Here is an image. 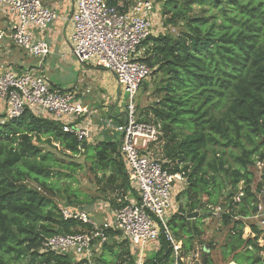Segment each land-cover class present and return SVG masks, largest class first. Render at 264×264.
I'll use <instances>...</instances> for the list:
<instances>
[{
  "label": "trees",
  "instance_id": "trees-1",
  "mask_svg": "<svg viewBox=\"0 0 264 264\" xmlns=\"http://www.w3.org/2000/svg\"><path fill=\"white\" fill-rule=\"evenodd\" d=\"M105 1L120 12L136 2ZM195 5L204 15L191 14ZM161 15L164 25L179 33L151 34L141 44L146 50L140 61L150 75H163L157 98L147 108L152 118L144 115L141 120L161 125V140L166 141L162 167L184 173L186 187L175 197L177 203L184 201L169 215L168 227L181 242L183 256H193L202 221L220 207L223 264H264V226L249 220L258 199L261 204L264 199V172L254 185L251 171L255 165L264 169V0H164ZM0 116V264H80L71 253L42 252L43 242L59 232L92 231L81 222L63 221L58 206L43 194L55 193L53 177H67L62 170L77 167L59 162L47 148L59 149L62 157L89 159L101 184L100 196L119 209L128 198L136 200L120 155V138L115 134L81 148L73 135L62 132L61 124L30 110L16 120ZM118 117L111 118L122 124ZM66 204L85 209L81 201L67 199ZM192 212L199 216L187 218ZM245 227L250 234L246 238ZM105 235V243L93 241L101 255L92 263L133 264L120 233L107 230ZM213 248H204L198 264H215ZM145 264H173L163 236L156 251L147 253Z\"/></svg>",
  "mask_w": 264,
  "mask_h": 264
},
{
  "label": "built area",
  "instance_id": "built-area-1",
  "mask_svg": "<svg viewBox=\"0 0 264 264\" xmlns=\"http://www.w3.org/2000/svg\"><path fill=\"white\" fill-rule=\"evenodd\" d=\"M0 7L14 18L8 34L0 33V39L8 38L12 45L39 62L46 58L48 46L35 40L32 31H44L56 20V12L41 0H0ZM153 11L151 0H136L126 12L108 6L105 0L74 2L68 19L72 26V56L80 64L89 63L110 72L128 96L124 122L114 124L104 119L103 126L110 127L120 137V155L136 200L129 198L127 205L112 211L110 218L100 224L83 210L59 208L63 221L81 222L92 231L55 235L43 242L42 252L71 253L81 260L80 264H93L90 259L93 241L105 243V231L112 230L120 233V241H127L133 264H145L146 251L156 249L160 236L172 249L173 264L184 263L182 244L174 239L168 227L169 215L174 213L172 191L175 185L183 183L184 173H169L162 167L164 162L151 152V146L163 137L161 125L138 119L133 104L140 85L151 74L149 67L140 61V50L142 42L152 34ZM1 103L5 106V121L18 119L27 109L39 118L48 115L79 144L91 137L87 125L94 114L76 101L75 94L54 90L32 69L20 73L10 69L0 71ZM81 121H85V126ZM241 196L239 193L234 200ZM258 200L256 213L250 219L264 226L263 206ZM220 210V207L212 209V215L217 216Z\"/></svg>",
  "mask_w": 264,
  "mask_h": 264
},
{
  "label": "rangeland",
  "instance_id": "rangeland-1",
  "mask_svg": "<svg viewBox=\"0 0 264 264\" xmlns=\"http://www.w3.org/2000/svg\"><path fill=\"white\" fill-rule=\"evenodd\" d=\"M151 1L154 7L151 20L152 35L156 36L158 34L166 32H169L172 35H177L179 33L178 28L166 27V25H164V18L161 15L164 0ZM191 14L196 17L204 15L203 8L196 5L192 6ZM62 43L65 44V47H63L62 44L60 50L58 51L56 56H54L57 62H45L43 64V66L47 70V76L51 83L62 90H67L69 88L75 87H79V89L81 90V83L84 82L83 85H88L87 88L90 86L92 88L91 90L93 91L92 93H89L88 91L87 94L84 93L86 95H84L85 103H88V99L93 97V95L103 93L104 101H99L97 104L91 107H99L100 104H107V102L109 103V101L111 100L114 103L117 102L119 106H123L122 110L124 111V107L128 102V96L123 91V89H117L114 85L115 81L113 82L111 76L109 77L107 75V72L102 70L101 68L92 66L89 63L80 64L71 55L70 40H68L66 44V41L64 42V40L62 39ZM145 50L146 48H141V54H143ZM89 65L92 66L91 69L88 68ZM42 77L44 76L42 75ZM162 79L163 75L161 74L154 76L150 75L149 78L145 79L144 82L140 85L138 92L133 100V104L136 107V115L138 119H143L144 115L148 116L147 118H152V115L147 108H150L152 102L156 100L157 97L155 95V90L160 86ZM111 90H113V100L109 97ZM3 113H1L0 115H3ZM3 118L4 117H2V120H4ZM2 120L0 116V122H2ZM178 138L180 139V135L178 136ZM165 143V139L161 140V142H159L152 148L153 154L162 161H166L163 153ZM47 149H49L56 158H60L59 162H62L64 165L75 164L77 167L71 166L70 168H72V171L62 170L63 174H66L67 177H64L63 175L59 180L53 177L51 181L56 187V189H54L55 193L53 195H50L47 192L43 193L46 197L53 200L58 208H76L74 205L66 204L67 199H69L70 201H72V203H75L76 200L81 201L83 206L85 207L84 210H89L88 213L99 214L100 212L98 211H101V209H103L105 206H107V210L109 209L110 206H108V203L99 194L101 184H97V180L95 179L94 174L91 170L92 163L89 159L85 158L82 155L74 156L71 158L62 157L59 149ZM251 171L254 175V181L252 184L255 185L263 175L264 169L262 165H255L254 168L251 169ZM184 181L179 185H175L172 191L174 195V212L177 211L178 204H182V202L184 201V199H181L178 203L175 201V197L179 193V190L186 187V183ZM31 186L34 187L35 185ZM239 186L241 187V184ZM203 199L205 200V198ZM262 206L264 211V199H262ZM219 221L220 214H218L217 216H209L202 221V236L195 243V254L193 256H185L183 264H198V262L200 263L201 253L209 244H212L214 246V248L210 252L213 262L215 264H223L221 251L224 235L221 231ZM248 235H250L249 228L245 227L243 230V237L246 238ZM259 243L260 245L263 244L261 240L259 241ZM103 256L106 260L109 259L108 254L104 253ZM73 258L74 260H76L75 256ZM91 261L93 260L91 259Z\"/></svg>",
  "mask_w": 264,
  "mask_h": 264
},
{
  "label": "crops",
  "instance_id": "crops-1",
  "mask_svg": "<svg viewBox=\"0 0 264 264\" xmlns=\"http://www.w3.org/2000/svg\"><path fill=\"white\" fill-rule=\"evenodd\" d=\"M43 5L53 9L56 14L57 18L54 22H52L44 31L39 32L38 30H33L32 34L35 40H41L46 43L49 49V54L47 55L46 58H44L41 62H39V59L34 58L32 56L27 55L24 51L20 50L19 48H16L14 45L11 44L8 38L4 37L0 39V71L3 69H10L12 71H15L17 73L23 72L27 69H32L35 71L38 75H43L44 79L48 81L51 86H55L54 84L51 83L47 76V70L43 66L45 62H57L55 60L56 54L61 48L62 39L64 42L66 41V44L68 40H70V36L72 34V26L68 22L69 16L72 13L74 9V2L75 0H41ZM0 12H1V17H0V33H4L5 35L8 34L9 28L11 24L14 21V18L8 13L5 9L0 7ZM63 47H65V44H63ZM72 55V54H71ZM27 62V63H26ZM40 65V67H39ZM92 66L89 65V69H91ZM98 68V67H97ZM102 69V68H101ZM104 70V69H102ZM106 71V70H104ZM107 75L114 80V76L108 72ZM115 87L117 89H120L116 82H114ZM81 90L79 87L75 88H69L67 89L69 92L75 94V99L77 102L81 103L83 106H85L90 112L94 114V118L89 120V124L87 127L90 129L91 137L88 141H84L85 145L87 144H96L97 142H100L102 140H109L110 138H113L114 135L116 134L110 127L104 128L103 126V121L104 119L111 120L114 124L115 120L114 118H111L113 115L117 116L119 115L118 119L122 120L124 122V111L122 110L123 106H119V104L116 102L114 103L113 101L107 102V104H100L99 107H91L97 104L99 101L103 102L104 101V96L103 93L100 94H95L93 97H91L88 103H85L84 97L87 94V91L92 93L93 91L91 90L92 88L88 85H83L84 82L81 83ZM90 89V90H89ZM96 89V88H95ZM62 90V89H61ZM67 90H62V91H67ZM85 93V94H84ZM85 95V96H84ZM109 97L113 100V90L110 91ZM125 108V107H124ZM125 110V109H124ZM4 112V113H3ZM3 113L5 114V106L4 104H0V114ZM42 118L50 119L48 115H45ZM81 125L85 126V121H81ZM118 137H117V136ZM115 136L117 138H120L118 134ZM83 143V142H82ZM81 143V144H82ZM80 144V145H81ZM129 201V198L127 199V202ZM109 206V204H108ZM74 209V208H73ZM85 211L83 208H79V210ZM115 209H112L109 207L107 210V206H105L99 214H93V213H88L89 210L85 211L97 224L102 223L104 220H107L110 218L112 215V211ZM152 251H156V249L151 250L149 248L145 255L147 253H151ZM130 252V250H129ZM101 255V250L98 245L92 246V249L90 251V259L93 260V258H98ZM109 256V261H112V256Z\"/></svg>",
  "mask_w": 264,
  "mask_h": 264
},
{
  "label": "water",
  "instance_id": "water-1",
  "mask_svg": "<svg viewBox=\"0 0 264 264\" xmlns=\"http://www.w3.org/2000/svg\"><path fill=\"white\" fill-rule=\"evenodd\" d=\"M85 146V142H83L82 144H81V148H83ZM81 210V209H80ZM199 216V213L198 212H192V213H190L189 215H187V218H189V219H195L196 217H198ZM59 235H63V233L62 232H59L58 233Z\"/></svg>",
  "mask_w": 264,
  "mask_h": 264
}]
</instances>
